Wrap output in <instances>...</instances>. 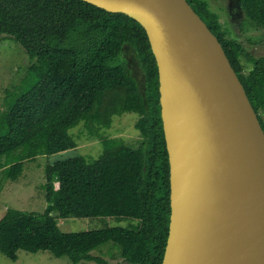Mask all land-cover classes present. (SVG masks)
<instances>
[{
  "label": "trees",
  "instance_id": "16d2710c",
  "mask_svg": "<svg viewBox=\"0 0 264 264\" xmlns=\"http://www.w3.org/2000/svg\"><path fill=\"white\" fill-rule=\"evenodd\" d=\"M215 34L264 131V54L247 51L223 29L207 0H187ZM248 25L264 28V0H239ZM252 22V23H251ZM0 34L30 60L0 114V173L17 180L24 163L76 146L69 130L82 122L102 142L96 157L76 156L43 167V212L6 208L0 253L47 251L72 263L161 264L169 223V167L160 118L157 67L144 29L121 13L83 0H0ZM142 71L139 84L121 58ZM135 112L137 145L102 135L112 117ZM56 212V216L52 212ZM108 217L126 227L64 232L56 218ZM124 219V220H123ZM111 241L119 261L91 252Z\"/></svg>",
  "mask_w": 264,
  "mask_h": 264
},
{
  "label": "water",
  "instance_id": "95a60500",
  "mask_svg": "<svg viewBox=\"0 0 264 264\" xmlns=\"http://www.w3.org/2000/svg\"><path fill=\"white\" fill-rule=\"evenodd\" d=\"M83 1L134 19L154 56L169 167L161 264H264V131L215 34L187 0Z\"/></svg>",
  "mask_w": 264,
  "mask_h": 264
},
{
  "label": "rangeland",
  "instance_id": "374dc122",
  "mask_svg": "<svg viewBox=\"0 0 264 264\" xmlns=\"http://www.w3.org/2000/svg\"><path fill=\"white\" fill-rule=\"evenodd\" d=\"M211 11L218 14V20L223 29H229L231 35L237 37L246 50L255 55L264 54V28L248 25L243 13L233 18L227 0H207ZM252 23V22H251ZM127 49L122 59L128 61V71L140 84L142 71L138 61ZM30 60L23 47L11 36L0 34V114L5 108L9 96L18 90ZM138 114L124 112L112 117L109 128L102 130L103 136L120 137L124 142L137 145L140 135L134 127ZM73 135L76 146L48 155H39L33 161L24 163L20 177L15 181L2 180L0 173V218L6 208L12 207L21 211L43 212L46 207L44 191L41 184L44 181L43 167L47 163L58 160L85 156L96 158L102 152V142L97 137L86 134L80 122L69 130ZM56 216V212H52ZM60 230L64 232L97 229L106 225L126 227L125 221L118 222L108 217L56 218ZM124 220V219H123ZM102 257L106 262L119 261V247L108 241L91 252ZM0 264H74L66 256L54 257L47 251L26 252L17 251V259L10 260L0 253ZM76 264H98L94 261H80Z\"/></svg>",
  "mask_w": 264,
  "mask_h": 264
},
{
  "label": "flooded vegetation",
  "instance_id": "af4514ba",
  "mask_svg": "<svg viewBox=\"0 0 264 264\" xmlns=\"http://www.w3.org/2000/svg\"><path fill=\"white\" fill-rule=\"evenodd\" d=\"M227 2L233 18L238 17L241 14V11L237 8V0H227Z\"/></svg>",
  "mask_w": 264,
  "mask_h": 264
},
{
  "label": "crops",
  "instance_id": "0c3cea01",
  "mask_svg": "<svg viewBox=\"0 0 264 264\" xmlns=\"http://www.w3.org/2000/svg\"><path fill=\"white\" fill-rule=\"evenodd\" d=\"M247 51H251V50H247Z\"/></svg>",
  "mask_w": 264,
  "mask_h": 264
}]
</instances>
